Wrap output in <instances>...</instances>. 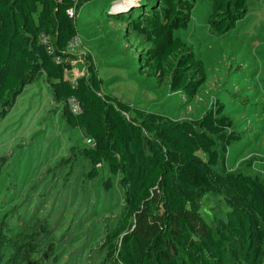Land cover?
I'll use <instances>...</instances> for the list:
<instances>
[{"label": "trees", "instance_id": "1", "mask_svg": "<svg viewBox=\"0 0 264 264\" xmlns=\"http://www.w3.org/2000/svg\"><path fill=\"white\" fill-rule=\"evenodd\" d=\"M92 1L0 0V116L45 75L54 100L65 104L68 125L93 141L92 148L82 150L83 158L94 168L106 165L125 190L127 209L110 234L109 261L262 264L264 180L218 170L229 147L242 140L224 104L217 101L200 118L186 120L131 106L103 91L90 54L84 56L86 74L75 84L68 80L73 57L68 45L77 30L67 11ZM196 1L141 0L124 12L126 17H117L127 34L149 45L137 60L141 73L167 80L170 91L188 100L206 73L175 32L188 28ZM200 1L211 3L208 23L220 36L247 14L248 0ZM43 34L49 36L51 53L40 42ZM70 98L81 105V113H70ZM209 193L222 197L224 218L212 212L210 220L204 217L203 198Z\"/></svg>", "mask_w": 264, "mask_h": 264}, {"label": "rangeland", "instance_id": "2", "mask_svg": "<svg viewBox=\"0 0 264 264\" xmlns=\"http://www.w3.org/2000/svg\"><path fill=\"white\" fill-rule=\"evenodd\" d=\"M139 2L94 0L79 7L68 80L75 84L86 74L90 54L103 91L140 109L186 120L224 104L242 140L229 147L218 170L264 180V0H248L244 19L221 36L208 23L211 3L196 1L188 28L175 32L206 73L191 100L170 91L167 80L141 73L137 60L149 45L117 19ZM65 114L42 74L0 116V264H119L107 252L127 209L125 190L106 165L94 168L83 158L85 133L71 128ZM92 172L95 178L88 177ZM204 201L205 218L226 216L221 196L209 193Z\"/></svg>", "mask_w": 264, "mask_h": 264}, {"label": "built area", "instance_id": "3", "mask_svg": "<svg viewBox=\"0 0 264 264\" xmlns=\"http://www.w3.org/2000/svg\"><path fill=\"white\" fill-rule=\"evenodd\" d=\"M67 14L70 18L75 19L77 17L78 10H75V8L70 9L67 11ZM40 42L42 44H44L47 47V50L49 51V53H51V45L49 42V36H47L46 34L41 35L40 36ZM76 42H77V38H75L73 41H71L70 44L68 45V49L70 51H72V46L75 45ZM66 105H67V108L70 111V113L73 115H77V114L81 113V111H82L81 105L74 98L68 99L66 102ZM84 143H85V146L87 148H92L94 145L92 139L88 138V137H85Z\"/></svg>", "mask_w": 264, "mask_h": 264}, {"label": "crops", "instance_id": "4", "mask_svg": "<svg viewBox=\"0 0 264 264\" xmlns=\"http://www.w3.org/2000/svg\"><path fill=\"white\" fill-rule=\"evenodd\" d=\"M123 2L127 5V4H132L131 2L134 3V0H123ZM123 5L124 4L122 3L120 6H123ZM120 6H117L116 9L119 8ZM117 98H119L120 100L124 101L125 103H127V104H129L131 106H134L132 103H129V102L123 100L121 96L120 97H117Z\"/></svg>", "mask_w": 264, "mask_h": 264}, {"label": "water", "instance_id": "5", "mask_svg": "<svg viewBox=\"0 0 264 264\" xmlns=\"http://www.w3.org/2000/svg\"><path fill=\"white\" fill-rule=\"evenodd\" d=\"M130 10H132V7L130 8Z\"/></svg>", "mask_w": 264, "mask_h": 264}]
</instances>
